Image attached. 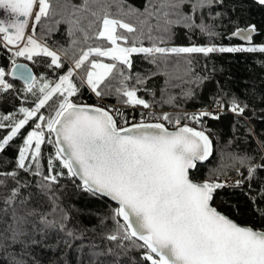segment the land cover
Instances as JSON below:
<instances>
[{
  "label": "snow or ice",
  "instance_id": "6c2138e0",
  "mask_svg": "<svg viewBox=\"0 0 264 264\" xmlns=\"http://www.w3.org/2000/svg\"><path fill=\"white\" fill-rule=\"evenodd\" d=\"M254 2L264 7V0ZM224 7L225 0H144L141 7L127 0H55V6L54 0H0V10L9 14V19H0V42L11 46L13 57L9 70L0 67V98L16 91L8 77L23 81L24 99L27 94L36 97L34 107H19V117L16 112L0 114V129L8 130L0 137V153L18 136L23 140L15 167L0 171V221L4 225L0 227V253L11 250V264H41L33 254L36 248H50L53 238H57L55 248H71L72 240L79 238L74 226L70 227L72 213L64 204L60 178L65 176L78 179L76 187L81 191L115 203L111 213L115 228L105 235L113 247L93 252V264H121L119 258L130 250L141 253L143 264H264V230L241 226L214 206L225 188L246 186L251 192L253 180L264 172V152L258 158L224 153L219 166L201 175L198 165L213 157V140L205 130L183 122L202 125L205 117L219 120L225 108L250 119L245 117L247 103L233 96L227 102L217 100L216 111L176 117L149 114L152 120L181 125L169 131L163 122L142 118L129 123L119 109L77 104L72 99L79 92L73 78L83 69L81 84L98 99L114 90L126 106L152 107L137 95L140 89L128 83L133 79L134 55L143 54L149 63H156L172 54L264 53V46L251 45L255 25L232 33L249 42L248 46H159L176 27L218 35L215 28L226 16ZM122 17L134 18L135 23ZM42 19L44 29L37 38ZM61 25L66 26L75 51L72 65L53 83L44 76L37 78L29 64L18 63L16 58L35 64L40 62L36 58L45 57L48 67L64 68L61 53L67 56L68 49L54 50L45 40L59 32ZM145 39L151 46H144ZM204 79H189L193 87L185 97L194 96L195 87ZM135 83L143 85L146 80L137 74ZM53 97L59 101L53 114L45 116L41 109ZM26 126L31 130L23 135ZM247 135H252L251 129ZM45 143L55 149L46 172L40 162ZM259 144L264 149V140ZM57 161L60 170H56ZM21 171L38 179L22 180ZM230 171L241 178L233 179ZM250 199L264 217V209L257 207V200H264V185Z\"/></svg>",
  "mask_w": 264,
  "mask_h": 264
},
{
  "label": "trees",
  "instance_id": "16d2710c",
  "mask_svg": "<svg viewBox=\"0 0 264 264\" xmlns=\"http://www.w3.org/2000/svg\"><path fill=\"white\" fill-rule=\"evenodd\" d=\"M74 3L79 0H73ZM127 3L135 7H141L144 0H127ZM226 7L223 11L226 16L222 22H218L215 31L218 35L209 37L199 30L189 31L183 27L173 29V35L166 39L162 47H190V46H235L244 45L238 40L230 37V34L239 27L255 25L257 32L253 34L251 45L264 46V7L257 5L254 0H225ZM55 6V0H54ZM113 13L116 9L113 6ZM130 23H135L134 18L122 17ZM205 22H210L206 20ZM45 20L42 19L37 25L36 35L40 37L44 29ZM64 25L61 30L45 37L50 48L54 50L59 47L68 49V55L61 53L62 61L65 65L62 69H54L47 66L49 58L38 57L40 62L33 64L23 58H16L17 62L29 64L34 75L39 78L44 76L53 83L58 77L64 74L68 67L72 65L74 49L70 47V38L65 32ZM151 41L145 39L144 46H151ZM78 55V53H76ZM12 55L8 48L0 44V67L7 71L10 66ZM190 61V62H189ZM110 62V61H109ZM139 74L146 80L143 85L135 83V77ZM132 80L129 85L140 89L137 95L148 101L152 107L151 115H161L167 113L170 117L175 115V110H194L205 108L216 104L217 100L227 102L233 96L242 103L249 105V111L245 117H237L229 111L220 113L219 120L204 118L202 125L194 124L198 129L205 130L213 140L214 155L203 165H198L201 175L205 174L210 168H215L221 163V156L224 153H237L255 155L257 158L264 152L259 141L264 140V53H212L205 57L203 54H172L164 60L156 63H149L143 54L132 57ZM83 69L78 70L74 76V82L79 87L78 94L73 97L75 103L90 104L94 103V96L86 85L81 84L83 79ZM195 77L206 78L195 87V94L191 98L185 97V92L193 87L187 81ZM9 79V78H8ZM15 85L16 91L4 94L0 98V114L16 112L19 107H34L36 97L27 94L24 99L23 84L9 79ZM174 98V99H173ZM103 100L121 105L120 98L113 90L105 95ZM59 98L53 97L52 101L41 109L45 116L53 114V109L58 103ZM254 110V112L252 111ZM19 117V114H18ZM7 123V122H5ZM31 123V122H30ZM252 130V135H247V130ZM31 127L26 126L22 130L23 135L30 131ZM7 129H0V137L6 134ZM22 137L18 136L3 153H0V171H8L15 167L18 149L22 146ZM55 149L50 144L41 146V165L47 171V161L50 156H54ZM56 170L59 169V162ZM66 172V170H64ZM230 175H236L230 171ZM237 176V175H236ZM239 179L241 177L237 176ZM20 179L35 180L27 173L20 172ZM75 179V178H73ZM68 179L66 176L60 178V184L64 186V204L72 213L70 227L74 226L78 239L72 240V247L55 248L53 238L48 243L50 248H36L33 254L40 260L41 264H93L95 257L93 252L105 251L113 247V242L105 239V235L114 230L115 224L111 219L112 209L115 205L108 199H100L91 196L89 193L81 191L76 187L79 182L75 179ZM237 179V178H236ZM247 183V182H246ZM253 188L245 186L242 189L225 188L220 190L215 198L214 206L225 215L234 219L240 224H247L255 229L264 230V217L254 208L250 195H256L261 185H264V172L260 173L252 182ZM257 207L264 209V200H257ZM7 219V218H5ZM0 221V227H3ZM127 243V242H125ZM116 251H120L116 249ZM139 251L130 250L126 255L119 259L121 264H143ZM101 259H113L112 257H101ZM11 250L9 253H0V264H11ZM31 264V262H29Z\"/></svg>",
  "mask_w": 264,
  "mask_h": 264
},
{
  "label": "built area",
  "instance_id": "2783aa9c",
  "mask_svg": "<svg viewBox=\"0 0 264 264\" xmlns=\"http://www.w3.org/2000/svg\"><path fill=\"white\" fill-rule=\"evenodd\" d=\"M0 44L2 45L3 43L0 42ZM95 106H99V107H111L113 109H119L122 113H123V118L127 119L129 121V123H137V122H140L141 119L143 118L146 122H163V121H155V120H152L151 119V115L150 112L152 111V109H144L142 106H135V107H129V106H126L125 104L123 105H120V106H115L116 104L115 103H111L109 101H106V100H103V99H98L97 97H95V101L93 103ZM125 108H129V109H135L139 112H141L142 114L138 117H134L133 116V112H130L128 115H126L123 111ZM201 110H208V111H216V104L214 105H211V106H208V107H205V108H197V109H194V110H175V115H173L172 117H176V116H183L185 113L191 115V114H194V113H198L200 112ZM225 111H228L227 108H225L222 112H225ZM221 112V113H222ZM159 114H162V113H159ZM117 120L120 121L121 120V117H117ZM185 123H188L189 126H193L194 123L190 122V121H183ZM165 123V126L169 127V128H174V127H178V126H181V125H172V124H167L166 122H163ZM239 179L237 176L234 177L233 179Z\"/></svg>",
  "mask_w": 264,
  "mask_h": 264
},
{
  "label": "water",
  "instance_id": "95a60500",
  "mask_svg": "<svg viewBox=\"0 0 264 264\" xmlns=\"http://www.w3.org/2000/svg\"><path fill=\"white\" fill-rule=\"evenodd\" d=\"M247 27V26H246ZM246 27H239V28H246ZM236 30V29H235ZM234 30V31H235ZM233 31V32H234ZM232 32V33H233ZM232 33L230 34V37L231 38H233V39H235V40H238L239 42H241V43H243V44H248L249 42H247V41H244V40H242V39H240L239 37H235V36H232ZM18 63H24V62H18ZM11 66H12V64L9 66V68H8V70L11 68ZM30 67V66H29ZM33 74H34V72H33ZM9 79H11L12 80V78L11 77H8ZM15 81H18V82H20V83H22L23 84V81H20V80H15ZM77 104H82V103H77ZM87 105H90V104H87ZM91 106H93V105H91ZM180 127V126H179ZM191 127V126H190ZM178 127H176V128H168V130L169 131H174V130H176ZM206 162V161H205ZM78 182H79V180L78 179H76ZM80 183V182H79ZM107 199V198H106ZM110 201V200H109ZM110 202H112V201H110ZM114 205H115V203L114 202H112ZM230 218V217H229ZM232 219V218H231ZM234 220V219H233ZM235 221V220H234ZM236 222V221H235ZM238 223V222H237ZM238 224H240V223H238ZM241 226H250V225H247V224H240ZM251 227V226H250ZM255 229V228H254ZM256 230H260V229H256Z\"/></svg>",
  "mask_w": 264,
  "mask_h": 264
},
{
  "label": "bare ground",
  "instance_id": "6f19581e",
  "mask_svg": "<svg viewBox=\"0 0 264 264\" xmlns=\"http://www.w3.org/2000/svg\"><path fill=\"white\" fill-rule=\"evenodd\" d=\"M89 91H90V89H89ZM91 92V91H90ZM92 93V92H91ZM93 94V93H92ZM93 96H94V99H95V95L93 94ZM95 101V100H94ZM93 106H95L94 104H92ZM121 105H123V104H121ZM115 106H120V105H118V104H116ZM126 115H128L130 112H133V116L134 117H138V116H140L142 113L141 112H139V111H137V110H135V109H129V108H125L124 109V111H123ZM151 122H153V121H151ZM138 123V122H137ZM167 127V126H166ZM179 127V126H178ZM191 127H194V126H191ZM167 128H169V127H167ZM174 128H176V127H174Z\"/></svg>",
  "mask_w": 264,
  "mask_h": 264
},
{
  "label": "crops",
  "instance_id": "0c3cea01",
  "mask_svg": "<svg viewBox=\"0 0 264 264\" xmlns=\"http://www.w3.org/2000/svg\"><path fill=\"white\" fill-rule=\"evenodd\" d=\"M0 19H5V20L9 19V14L6 13V12H4V11H2V10H0ZM31 24H32V21L30 20V22H29V29L31 28ZM9 48H11V46H9L8 49Z\"/></svg>",
  "mask_w": 264,
  "mask_h": 264
},
{
  "label": "rangeland",
  "instance_id": "374dc122",
  "mask_svg": "<svg viewBox=\"0 0 264 264\" xmlns=\"http://www.w3.org/2000/svg\"><path fill=\"white\" fill-rule=\"evenodd\" d=\"M29 32H30V29H26V35H28ZM235 46H244V45H235ZM12 59H13V57H11V59H10V63H12ZM64 74H65V73H64ZM235 174H236V173H235ZM234 177H236V175H232V178H234Z\"/></svg>",
  "mask_w": 264,
  "mask_h": 264
}]
</instances>
